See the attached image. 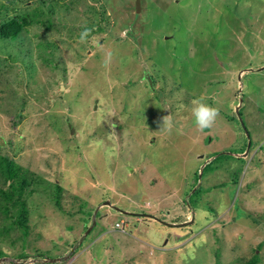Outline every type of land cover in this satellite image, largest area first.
Instances as JSON below:
<instances>
[{"label": "rangeland", "instance_id": "374dc122", "mask_svg": "<svg viewBox=\"0 0 264 264\" xmlns=\"http://www.w3.org/2000/svg\"><path fill=\"white\" fill-rule=\"evenodd\" d=\"M17 17L0 158L62 193L25 236L0 195V264H264V0H0Z\"/></svg>", "mask_w": 264, "mask_h": 264}, {"label": "trees", "instance_id": "16d2710c", "mask_svg": "<svg viewBox=\"0 0 264 264\" xmlns=\"http://www.w3.org/2000/svg\"><path fill=\"white\" fill-rule=\"evenodd\" d=\"M25 25L26 20L23 17H17L5 22L4 24L0 25V39L2 41H14L18 39V36L21 34V29ZM0 161L2 162V166L0 165V180L2 182V186L4 187V189H0V195L8 202L7 207L12 210V225L16 227V229L19 230L23 236H25L29 214L27 202L30 194L36 192V188L38 186L50 185V187H52L51 193L54 206L56 208H60L59 200L62 190L55 183L47 184L34 174L22 171L11 160L0 158ZM205 169L206 166L202 168V171ZM196 178L197 176L195 174V180ZM200 192L201 191L197 192L196 189H194V191L191 193V196L197 195ZM90 215L91 214H89V216ZM38 257V259H41V261L46 260L45 262L38 264H51L47 262L48 259H46V257L43 255H39Z\"/></svg>", "mask_w": 264, "mask_h": 264}, {"label": "clouds", "instance_id": "9594fccd", "mask_svg": "<svg viewBox=\"0 0 264 264\" xmlns=\"http://www.w3.org/2000/svg\"><path fill=\"white\" fill-rule=\"evenodd\" d=\"M111 55L112 53L110 51L106 53V57L109 59ZM192 104H193V107L191 108V113L194 118L196 127L201 131L207 128H211L216 122V119L219 115V110L215 107H211L207 105L201 99L193 100ZM163 122L165 124L166 130L170 133L173 127L171 118L165 117ZM222 155L230 157L229 156L230 154H227V153H222ZM232 156L236 157V156H243V155H232ZM43 261H46V260H43Z\"/></svg>", "mask_w": 264, "mask_h": 264}, {"label": "crops", "instance_id": "0c3cea01", "mask_svg": "<svg viewBox=\"0 0 264 264\" xmlns=\"http://www.w3.org/2000/svg\"><path fill=\"white\" fill-rule=\"evenodd\" d=\"M260 67H261V66H260ZM244 69H245V68H244ZM263 69H264V68H263ZM255 70H256L255 68H253V69L248 68V69L246 70L245 73L250 72V71L252 72V71H255ZM236 108L239 109V106H237ZM236 108H235V109H236ZM206 136H207V135H206ZM246 136H247V135H246ZM239 155H240V154H239ZM229 156L232 157V158H235V159H239V157H243V156H236V157H235V156H232V155H229ZM209 158H210V157H209ZM202 168H203V167H202ZM202 168H201V170H202ZM200 175H201V174H200ZM200 175H199V176H200ZM151 219H152V220H150V221H151V222L154 221V223H158V224H159L160 222H162V221L159 222L158 220H155L153 217H151ZM162 223H163V222H162ZM162 223H161V224H162ZM163 225H164V224H163ZM64 258H66V256L63 257L62 260H63ZM59 260H60V259H59Z\"/></svg>", "mask_w": 264, "mask_h": 264}, {"label": "water", "instance_id": "95a60500", "mask_svg": "<svg viewBox=\"0 0 264 264\" xmlns=\"http://www.w3.org/2000/svg\"><path fill=\"white\" fill-rule=\"evenodd\" d=\"M237 108L235 109V113L238 115V113H237ZM243 156H245V154L243 155ZM105 205H109V204H105ZM160 223H162V222H160ZM162 224H164V225H167V224H165V223H162ZM43 262H45V261H43ZM48 263H51V264H54V263H57V260H48L47 261Z\"/></svg>", "mask_w": 264, "mask_h": 264}, {"label": "built area", "instance_id": "2783aa9c", "mask_svg": "<svg viewBox=\"0 0 264 264\" xmlns=\"http://www.w3.org/2000/svg\"><path fill=\"white\" fill-rule=\"evenodd\" d=\"M123 225V223L122 222H119L118 224H115V229H121V226Z\"/></svg>", "mask_w": 264, "mask_h": 264}]
</instances>
